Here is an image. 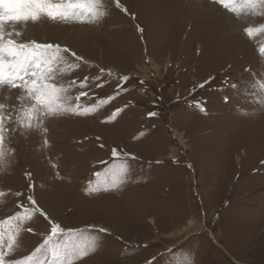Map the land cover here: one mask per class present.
I'll return each instance as SVG.
<instances>
[{"label": "rangeland", "instance_id": "1", "mask_svg": "<svg viewBox=\"0 0 264 264\" xmlns=\"http://www.w3.org/2000/svg\"><path fill=\"white\" fill-rule=\"evenodd\" d=\"M104 3L98 22L16 25L14 39L82 58L62 53L79 67L58 66L56 82L76 80L67 95H88L72 104L95 109L26 130L22 90L0 88L15 129L0 220L33 210L10 259L32 254L55 221L74 233L58 237L71 249L99 241L73 264H264V31H244L264 25V7L238 0L237 17L210 0Z\"/></svg>", "mask_w": 264, "mask_h": 264}, {"label": "snow or ice", "instance_id": "2", "mask_svg": "<svg viewBox=\"0 0 264 264\" xmlns=\"http://www.w3.org/2000/svg\"><path fill=\"white\" fill-rule=\"evenodd\" d=\"M211 2L228 9L237 17L240 15L238 0H210ZM115 3L116 7H121L119 0H115ZM243 5L255 10L257 7H264V0H243ZM122 10L127 12L126 8ZM107 14L104 0H0V88L22 90V94L17 97L20 109L15 120L21 128L29 130L41 127V122L45 117L69 113L77 116L90 115L95 105L89 108L79 103L72 104L73 99L79 101L81 97L88 95L85 91H81L75 97L67 95L68 86H75L76 80H71L68 86L56 82L58 66L79 67L78 64H70L62 53H70L76 61L82 58L58 44L36 41L20 42L13 38L14 35L21 34V31L16 29V25L34 24L42 19L51 22H98ZM6 25H10L7 33ZM244 31L247 37L252 39L257 31H264V25L259 29L248 27ZM258 51L261 56H264V46ZM122 79L127 81L129 77L125 76ZM87 83L88 78L85 77L80 81L79 86L84 88ZM259 87L264 92V78H261ZM4 108L5 105L0 103V162L6 156V136L10 131L15 130L11 127L13 117L11 114L6 115ZM149 115H155V113ZM42 130L47 131L46 128ZM112 154L117 158L120 156L115 149ZM126 167V165L122 166L125 170ZM4 195L5 193L0 191V197ZM28 200L32 205L36 204L33 197L29 196ZM20 207L23 208V205ZM35 211H39L47 218L46 214L38 208ZM32 216V209H24L22 213L0 220V264H73L75 257L88 255L89 251L94 252L99 247V241L92 238L86 246L76 249L69 248L68 242L61 243L58 237L65 235L71 237L74 233L64 229L57 222L51 221L50 234L44 242L32 254L13 261L10 257L20 249L18 241L23 230L21 225L30 221ZM5 226H7V231H5ZM27 231L31 232L32 229L28 228ZM98 231L105 232L106 229Z\"/></svg>", "mask_w": 264, "mask_h": 264}, {"label": "bare ground", "instance_id": "3", "mask_svg": "<svg viewBox=\"0 0 264 264\" xmlns=\"http://www.w3.org/2000/svg\"><path fill=\"white\" fill-rule=\"evenodd\" d=\"M154 220L151 219V223L153 224ZM94 226V225H93Z\"/></svg>", "mask_w": 264, "mask_h": 264}, {"label": "crops", "instance_id": "4", "mask_svg": "<svg viewBox=\"0 0 264 264\" xmlns=\"http://www.w3.org/2000/svg\"><path fill=\"white\" fill-rule=\"evenodd\" d=\"M83 157V156H82Z\"/></svg>", "mask_w": 264, "mask_h": 264}]
</instances>
